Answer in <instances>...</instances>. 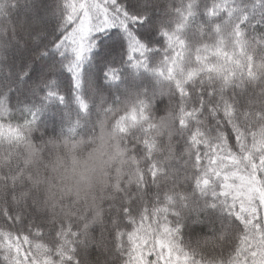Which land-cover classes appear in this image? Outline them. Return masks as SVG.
I'll return each mask as SVG.
<instances>
[{"label":"snow or ice","instance_id":"1","mask_svg":"<svg viewBox=\"0 0 264 264\" xmlns=\"http://www.w3.org/2000/svg\"><path fill=\"white\" fill-rule=\"evenodd\" d=\"M256 7L254 2L250 12L235 0H187L183 8L174 9L185 17L181 23L162 19L156 32L149 29L138 35L134 26L147 29L151 13L133 14L119 0H63L67 27L55 48L70 53L65 67L75 89L82 88L84 64L100 45L95 37L111 31L107 39L119 40L123 33L128 65L167 77V93L155 84L145 87V124L123 132L117 128L127 156L137 161L130 159L129 165V174L139 168L137 181L128 175L110 177L98 206L87 211L83 204L69 201L65 206L61 201L56 206L46 199L23 159V143L34 140L36 114L23 123H11L9 98L0 93V105L6 106L0 127L18 134L10 144L0 137V149L8 157L0 166V264H101L81 254L103 255L113 249L122 256L121 264H210L206 251L223 257L220 264H264V146H257L253 131L264 123V70L253 75L248 64L250 59L253 71L264 65V31L247 30ZM259 7L264 12V0H259ZM259 23L264 26V15ZM156 35L163 37L162 43H153ZM206 64L227 65L233 70L231 81L227 82V72L217 79L211 71L185 80L189 69ZM120 71L108 67L104 75L118 81ZM46 98L65 99L55 91H47ZM76 99L87 114L88 101L83 96ZM161 120H168L169 126L157 136ZM80 124L76 120L67 134L80 135ZM149 132L160 152L151 150ZM170 155L173 159L166 160ZM185 193H191L190 199L183 197L188 203L177 206L179 194ZM216 212H226L229 219ZM186 229L201 237L196 249L168 240L175 233L182 241ZM222 238L231 243L217 249ZM37 242L48 246L43 255Z\"/></svg>","mask_w":264,"mask_h":264},{"label":"trees","instance_id":"2","mask_svg":"<svg viewBox=\"0 0 264 264\" xmlns=\"http://www.w3.org/2000/svg\"><path fill=\"white\" fill-rule=\"evenodd\" d=\"M119 2L133 14L151 13L147 29L140 25L134 26V31L138 35L149 29L156 32L157 22L162 19L174 24L185 19L174 9L183 8L187 0H119ZM254 2L257 4L253 13L255 20L247 26L249 33L264 31V26L259 23L261 16L264 15L259 7V0H235L238 6H247L250 12ZM62 4L63 0H0V93L6 94L9 98L12 108L11 123H23L31 118V113L36 114L34 140L29 139L23 143L26 153L23 159L26 168L31 166L30 175L33 176L34 182L43 188L46 199L56 206L61 201L65 206L69 201L83 204L87 211L98 206L100 198L105 195L111 182L110 177L123 179L128 175L130 181H137L139 168L129 174L130 159L133 164L137 161L127 156L117 128L123 132L130 127L144 125L147 117L145 112L147 99L143 89L145 87L150 89L155 84L166 94L168 79L166 76L146 71L144 67L134 68L128 65L127 42L123 39V33H119V40H111L107 39L112 34L109 31L95 37L100 41V45L93 51L91 59L84 64L82 88L75 89L72 74L65 67L70 53L62 54L55 48L67 27L62 19ZM200 19H203L202 15ZM162 41L163 37L156 35L153 43ZM155 55L158 57L160 54ZM87 56L88 53H85V57ZM232 59V56L228 57V64H231ZM241 60L235 63L243 71ZM248 64L249 72L253 75L264 70V65H257L253 71L250 59ZM156 66L159 67V63ZM108 67L121 69L118 81L105 77L104 73ZM201 71L218 74L217 79L227 72V82L231 81L233 74V70L225 64H206L202 69H189L190 75L185 74V80L198 76ZM205 79L208 77L205 76ZM47 91L60 93L65 97L64 101L46 98ZM77 96H83L88 101L87 114L81 111ZM141 100L144 101V105L140 104ZM5 111L6 106L0 105V114H4ZM148 111L151 112V108ZM118 113L122 114L120 119L115 125L111 124L113 117ZM157 114L163 113L158 111ZM170 118L171 113L169 120ZM78 119L84 131L80 135H76L75 131L68 135V128ZM159 123L162 129L156 132L157 136L163 135V129L169 126L168 120H161ZM144 131H149L147 126L144 127ZM253 131L257 137V146H264V123H260ZM62 133L64 135L59 136ZM0 137H4L10 144L12 140L18 139V134L15 129L7 130L0 127ZM148 139L152 144L151 150L160 152L161 149L156 147L155 136L151 132ZM123 143L127 144V141ZM3 152L4 149H0V166L8 159ZM171 159H173L171 155L166 157L168 161ZM176 159L178 162V158ZM162 167L163 162L161 169ZM200 191L197 189L198 195ZM179 195L177 206L188 203L184 200V195L191 198V193ZM174 210L170 209V212ZM167 215L160 217L161 220ZM214 215L221 216L225 221L229 219L226 212H216ZM155 221L154 215L153 224ZM168 240L196 249L201 237L196 232H189L186 229L182 241L175 233L169 235ZM65 243L67 244V241ZM230 243L222 238L216 242V247L221 249ZM37 246L42 249L41 255L48 251L47 244L43 242H37ZM205 256L210 264H220L223 258L216 252L209 251L205 252ZM81 258L99 260L101 264L122 262V256L115 249L103 255L92 252L87 257L82 253Z\"/></svg>","mask_w":264,"mask_h":264},{"label":"rangeland","instance_id":"3","mask_svg":"<svg viewBox=\"0 0 264 264\" xmlns=\"http://www.w3.org/2000/svg\"><path fill=\"white\" fill-rule=\"evenodd\" d=\"M79 154H80V152H79ZM97 172H98V171H96V173H97ZM96 173H95V174H96ZM96 178H97V176H96Z\"/></svg>","mask_w":264,"mask_h":264}]
</instances>
